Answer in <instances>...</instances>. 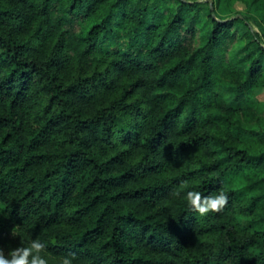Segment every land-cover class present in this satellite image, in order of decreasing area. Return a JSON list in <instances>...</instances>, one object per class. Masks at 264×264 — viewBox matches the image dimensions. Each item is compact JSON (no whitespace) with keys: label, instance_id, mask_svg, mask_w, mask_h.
I'll list each match as a JSON object with an SVG mask.
<instances>
[{"label":"trees","instance_id":"trees-1","mask_svg":"<svg viewBox=\"0 0 264 264\" xmlns=\"http://www.w3.org/2000/svg\"><path fill=\"white\" fill-rule=\"evenodd\" d=\"M263 89L264 0H0V245L264 264Z\"/></svg>","mask_w":264,"mask_h":264},{"label":"clouds","instance_id":"clouds-1","mask_svg":"<svg viewBox=\"0 0 264 264\" xmlns=\"http://www.w3.org/2000/svg\"><path fill=\"white\" fill-rule=\"evenodd\" d=\"M173 195L181 197L193 212L201 216L222 210L230 198L228 191L224 188L205 194L194 187H182L174 190ZM11 234L19 235L20 243L14 247L9 246L7 251L0 245V264H50L47 245L43 240L22 237L15 226L12 227ZM75 257V252H69L60 256L56 264H76Z\"/></svg>","mask_w":264,"mask_h":264},{"label":"rangeland","instance_id":"rangeland-1","mask_svg":"<svg viewBox=\"0 0 264 264\" xmlns=\"http://www.w3.org/2000/svg\"><path fill=\"white\" fill-rule=\"evenodd\" d=\"M238 6H239V8H242V5H238ZM259 96H260V98L264 99V89L259 92Z\"/></svg>","mask_w":264,"mask_h":264},{"label":"water","instance_id":"water-1","mask_svg":"<svg viewBox=\"0 0 264 264\" xmlns=\"http://www.w3.org/2000/svg\"><path fill=\"white\" fill-rule=\"evenodd\" d=\"M211 3H212V0H209ZM239 15H241V14H239Z\"/></svg>","mask_w":264,"mask_h":264}]
</instances>
